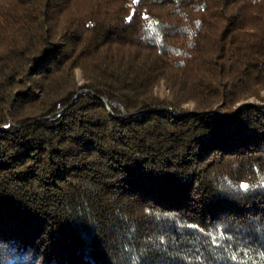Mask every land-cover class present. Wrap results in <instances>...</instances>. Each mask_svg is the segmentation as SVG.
I'll use <instances>...</instances> for the list:
<instances>
[{"label": "trees", "instance_id": "1", "mask_svg": "<svg viewBox=\"0 0 264 264\" xmlns=\"http://www.w3.org/2000/svg\"><path fill=\"white\" fill-rule=\"evenodd\" d=\"M262 181L264 0H0V264H264Z\"/></svg>", "mask_w": 264, "mask_h": 264}, {"label": "snow or ice", "instance_id": "2", "mask_svg": "<svg viewBox=\"0 0 264 264\" xmlns=\"http://www.w3.org/2000/svg\"><path fill=\"white\" fill-rule=\"evenodd\" d=\"M262 184H264V181H262ZM241 187L244 188V189H247V188L250 187V185H248V184H242ZM261 255L264 256V253H262Z\"/></svg>", "mask_w": 264, "mask_h": 264}, {"label": "rangeland", "instance_id": "3", "mask_svg": "<svg viewBox=\"0 0 264 264\" xmlns=\"http://www.w3.org/2000/svg\"><path fill=\"white\" fill-rule=\"evenodd\" d=\"M166 93H167V90H165L164 88L160 89V91H159V94L161 96H164V94H166Z\"/></svg>", "mask_w": 264, "mask_h": 264}, {"label": "water", "instance_id": "4", "mask_svg": "<svg viewBox=\"0 0 264 264\" xmlns=\"http://www.w3.org/2000/svg\"><path fill=\"white\" fill-rule=\"evenodd\" d=\"M80 94H81V92H80ZM80 94H79V95H80ZM77 97H78V96H77ZM77 97L75 98V100L77 99ZM75 100H74V101H75ZM103 101H104L106 104H108L106 100H103ZM246 104H247V103H246ZM213 113H214V114H217V115H219V116H221V115H220L218 112H216V111H214Z\"/></svg>", "mask_w": 264, "mask_h": 264}]
</instances>
